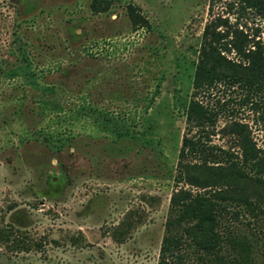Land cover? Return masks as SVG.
Listing matches in <instances>:
<instances>
[{"label": "rangeland", "instance_id": "374dc122", "mask_svg": "<svg viewBox=\"0 0 264 264\" xmlns=\"http://www.w3.org/2000/svg\"><path fill=\"white\" fill-rule=\"evenodd\" d=\"M8 2L0 0V65L12 59L7 45L14 7ZM89 2L14 0L20 17L32 18L41 40L53 45L45 50L53 58L45 54L34 59L39 77L64 76L70 60L96 55L77 71L89 74L86 81L68 70L75 86L84 82L91 102L128 108L116 120L92 112L80 119L17 117L4 124L3 113L10 114L13 103L3 98L4 92L20 87L23 78L8 80L0 73V264H157L203 26L213 14L227 15L248 32L257 31L264 45V16L241 9L234 0H111L107 11L98 13ZM127 3L141 9L150 29L131 27ZM99 85H130L148 97L97 99L94 89ZM237 95L220 86L202 98L216 104L217 96ZM145 103L150 107L142 112L140 104ZM250 104L231 99V115L220 113L212 142L236 148L216 131L232 117L247 122L257 144L264 143L259 115L264 101L258 111ZM48 125L70 132V145L54 150L42 134L31 132Z\"/></svg>", "mask_w": 264, "mask_h": 264}, {"label": "trees", "instance_id": "16d2710c", "mask_svg": "<svg viewBox=\"0 0 264 264\" xmlns=\"http://www.w3.org/2000/svg\"><path fill=\"white\" fill-rule=\"evenodd\" d=\"M234 2L241 9L250 8L264 16V0ZM8 3L14 7L7 45L12 59L4 60L0 73L8 80L17 76L23 79L20 87L13 86L8 94L4 92L3 98L13 102L10 114L3 113L4 124L17 117L30 121L54 117L64 121L67 116L80 119L92 112L108 120L125 116L127 106L116 110L91 102V89L84 82L75 86L76 81L71 78L72 72L68 70L73 69L75 75L86 81L89 74L77 71L80 64H89V58L96 55H78L65 66L64 76L47 80L42 74L39 81L32 64L53 45L41 40L32 18L20 17L14 0ZM110 5L111 0L89 2L94 13L105 12ZM125 14L133 29H150L148 18L138 6L127 3ZM257 35V31L250 33L223 14H213L203 26L185 108L186 131L172 175L176 187L169 197L157 264H181L188 260L196 264H264V143L257 144L247 122L232 117L216 131L228 136L236 148H224L211 139L220 113L231 115V99L240 104L251 103L255 111L264 101V45ZM220 86L235 89L238 95L223 100L217 96L216 104L203 100L204 94L214 88L217 91ZM94 92L97 99L111 98L113 94L126 100L148 97V92L136 94L130 85L121 89L99 85ZM72 97L77 100L70 101ZM140 105L142 112L150 107L147 103ZM259 115L264 120V110ZM31 132L42 134V140L54 150L70 145L73 138L70 132H58L49 125Z\"/></svg>", "mask_w": 264, "mask_h": 264}]
</instances>
